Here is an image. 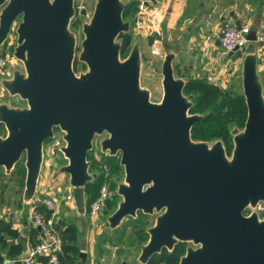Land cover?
<instances>
[{"label":"water","instance_id":"95a60500","mask_svg":"<svg viewBox=\"0 0 264 264\" xmlns=\"http://www.w3.org/2000/svg\"><path fill=\"white\" fill-rule=\"evenodd\" d=\"M125 5L124 0H95L91 16L82 23L76 57V36L69 28L74 0H0V45L15 25L13 55L22 63V69L1 76L0 83L25 102L0 101V123L6 129L0 134V168L9 173L24 156L22 199L28 203L42 168L43 142L58 127L64 140L58 149L66 161L56 171L67 174L65 184L82 216L85 185L94 178L87 153L95 134L106 133L100 149L118 155L124 170L116 186L120 199L106 215L107 230L138 210L158 212L155 223L145 228L149 238L140 244L136 264H146L163 247L172 249L178 239L198 246H187L177 264H264V216L255 209L264 203L257 25H250L240 69L247 115L242 129H231L229 157L221 140L209 144L192 138L191 128L203 114L189 112L193 100L183 91L188 77L173 72L175 50H165L158 101L140 84L141 39L120 57L117 36L130 27L123 18ZM76 58L86 65L78 73ZM247 207L253 210L244 214Z\"/></svg>","mask_w":264,"mask_h":264},{"label":"crops","instance_id":"0c3cea01","mask_svg":"<svg viewBox=\"0 0 264 264\" xmlns=\"http://www.w3.org/2000/svg\"><path fill=\"white\" fill-rule=\"evenodd\" d=\"M147 10L148 16L143 20L147 30L150 31L147 39L150 34L154 36L151 43L147 42L153 44V47L156 46L154 42L161 40L160 46L164 54L166 49L175 50L176 56L172 61L175 76H204L221 86L234 84L240 87L241 91L240 69L243 58L241 59L238 51L219 58L216 55L217 34L221 23L227 18L237 25L256 24L258 27L257 65L261 73L264 94V61L260 57L264 51V0H154ZM44 172L45 176L39 175V179L41 177L44 179V187L65 184V176H58V172L56 176H52L45 168ZM19 201L21 202L11 203V205L5 203V200L1 201L0 218L10 220L13 226L18 228L19 236L16 240L24 244L20 254L24 255L28 246L34 244L32 239L39 238L40 228L34 224L33 217L27 215L28 204L22 198ZM105 210L107 211V208H104L103 212ZM53 215L60 218L67 217L68 213H62L58 204ZM35 227L37 232L34 233L32 228ZM131 227L127 225L125 232H129ZM120 228L121 226L117 230L110 229L109 232L117 234ZM82 243L80 240L81 251L85 252L84 256L79 253L82 264H92L93 250L92 248H89L90 251L87 250ZM34 264L45 263L34 260Z\"/></svg>","mask_w":264,"mask_h":264},{"label":"rangeland","instance_id":"374dc122","mask_svg":"<svg viewBox=\"0 0 264 264\" xmlns=\"http://www.w3.org/2000/svg\"><path fill=\"white\" fill-rule=\"evenodd\" d=\"M124 1L126 2V5L123 10V18L130 20V27L128 31H123L117 36V39L121 42L120 57L121 58L126 57L135 40L137 38L141 39L142 66L140 72V84L141 86L147 87L149 89L151 100L158 101L161 99L163 93L162 83H161V78H162L161 61L164 56V51L163 48L160 46L162 45V42L161 40L154 42L156 43V46L153 47H152L153 44H149L147 42V35L150 33V31L147 30L146 24L144 22L140 21L137 18H131L128 12L129 9L127 10V3L129 2V0H124ZM94 4H95V0H74L75 13L70 19L69 28L75 33L76 36V50H75L76 57L78 56V53L81 49L80 42L84 36V33L82 31V23L83 21L88 20L89 17L91 16L94 8ZM82 9L85 10L84 13L81 12ZM15 45H16V31H15V25H13L5 43L0 45V49L4 50V54L7 55L8 57L6 66H11V64L17 63V60L13 55V49ZM17 66L19 65L17 64ZM85 67L86 65L84 66V68H80L76 70V72L78 73L79 71L84 70ZM7 75L9 74H5L0 70V77ZM237 88L240 89V87ZM3 100L7 101L11 105L24 104V101L18 95H10L0 83V101ZM223 110L224 111L221 110L220 112L226 113L227 120H225L226 121L225 124L227 125L224 124L225 126H220L217 124L216 126L213 123L214 121H216L214 119H212L211 121H205L203 123H200L196 127L195 129L196 135H193L191 131V136L194 140H203L208 143H212L216 140H221L224 147L226 148L227 154L231 155L234 146L233 134L231 132V129L233 127H238L239 129H242L244 123L242 125L237 126L235 122V118L231 116L233 115L232 111L227 109H223ZM4 131H5L4 134L1 133L0 134L5 135L6 133L5 127H4ZM43 151H44V155H43V162H42V169L40 176H45L44 168L48 172V174L51 173L52 176H56V172H57L56 166L66 161V159L63 156V153L58 149V145H55V142L52 140L45 142L43 146ZM101 154L105 155L106 152L101 151ZM116 157L119 158L118 155ZM22 163H24V156L20 158L18 165L16 166L14 165L12 170H15L14 172L16 173L17 168ZM120 170H123L122 165L120 166ZM0 172L1 173L4 172V174L0 175V178L2 177L3 180L7 182L3 192V200H5V203H9L11 205V203L14 204L16 202H21L19 201V199L22 198V194H23L26 168L22 176H18V177H9L8 174L10 172L6 173L3 167L0 168ZM58 176H65L66 178L67 174L59 173ZM123 176H124V170L122 175H119L118 178L116 177V181L117 182L120 181L123 178ZM43 182L44 179L43 177H41L39 179L35 192L44 193L47 195H54L58 198L59 206L61 207V212L65 214L68 213L67 217L73 220L77 224L81 234L80 240L81 242H83L82 245H84V248H86L89 251L92 248L93 250L92 257L95 262V263L92 262V264H136L137 256L140 252V244L144 242L137 241L135 232L134 230H132L133 228L131 227V230H129V232H125L121 241L115 239L116 234H112L109 232V230H106L108 226L106 215L112 212L116 206L107 210L106 213L102 211L101 213L92 216L87 212H85L84 215L80 216L76 211L73 199L63 198L65 194L68 193L69 190H71L70 186L60 183V185L44 187ZM33 202H34L33 199H31L27 203L28 204L27 215L30 217L33 216V209H34ZM105 208H107L106 205ZM130 219L131 218H125L124 219L125 221L123 220L122 223L129 221ZM119 227H115L113 228V230H117ZM184 247H185L184 244L179 245V251L181 253L185 250Z\"/></svg>","mask_w":264,"mask_h":264},{"label":"trees","instance_id":"16d2710c","mask_svg":"<svg viewBox=\"0 0 264 264\" xmlns=\"http://www.w3.org/2000/svg\"><path fill=\"white\" fill-rule=\"evenodd\" d=\"M138 0H129L127 3V10L129 9V15L131 18H134V14L137 11ZM125 10V11H127ZM133 15V17H132ZM154 39V36L150 34L147 41L151 43ZM6 41V40H5ZM5 43V42H4ZM0 54H4V50L0 49ZM85 64L79 62L75 59L73 67L75 70L84 68ZM183 91L185 94L191 96L193 103L189 109V112H199L203 114L201 120L195 122L192 127V134H195L196 127L205 121H214V125L225 126L226 113L220 112L223 109L231 110L235 118L236 125H242L246 118L247 106L244 99L242 91L239 90L234 84L228 86H221L214 81L209 80L207 77L199 75H189ZM225 124V125H224ZM3 131V133H2ZM4 125L0 123V133L4 134ZM101 152V151H100ZM87 158L90 160L89 170L94 173V178L91 181H88L85 185V195H86V210H88L90 202L97 196L99 188L104 181V174L100 169V161H97L93 156V151L89 150L87 153ZM103 161H106L110 166V171L117 178L119 175L123 174V170H120L119 158L115 155L101 154ZM19 161L15 163V166L18 165ZM12 170L8 175L9 177H18L22 176L25 171V165L22 163L16 170ZM4 174L0 172V175ZM6 181L3 178H0V202L3 200L4 187ZM117 181H112L110 183L111 189L115 190ZM119 199L116 191L113 192L106 201L107 210L116 206V203ZM35 209L42 212L45 218H48L52 215V210L46 208L42 204L35 205ZM129 221L123 223L118 233L116 234L117 240H122L126 226L131 225L134 232L135 224L134 219L130 217ZM53 224L61 238V249L57 251L59 261L62 264H82L83 261L79 255L81 251L80 246V230L77 224L68 217L56 218L53 216ZM131 221V222H130ZM131 223V224H130ZM33 232H37L36 227L32 228ZM33 233V234H34ZM140 235V234H139ZM19 236V230L13 226L10 220L0 218V263L3 262L5 258H12L17 264H26L24 261L20 260V254L23 251L24 244L20 240H16ZM142 239H145V235H140ZM110 238V237H109ZM39 238H33L32 241L35 244ZM179 251H172L167 255V260L165 264H177L179 257ZM164 254L160 256L159 259H154L152 257L146 264H158L162 262ZM166 256V255H165ZM49 259V254H38L35 257V261L46 263Z\"/></svg>","mask_w":264,"mask_h":264},{"label":"built area","instance_id":"2783aa9c","mask_svg":"<svg viewBox=\"0 0 264 264\" xmlns=\"http://www.w3.org/2000/svg\"><path fill=\"white\" fill-rule=\"evenodd\" d=\"M153 1L154 0H138V7L136 13L134 14V18H137L143 22L145 17L148 16L147 9L149 8V5L153 3ZM249 29L250 26L248 24L237 25L231 19H225L221 23L217 34L216 55L219 58H224L229 56L232 52L238 51L240 52V56L242 59L245 53V46L248 42L247 33ZM260 57L261 60L264 61V51ZM16 60L17 63H13L11 64V66H6L8 57L5 54H0V70L5 74H10L13 68L19 67L20 69H22V63L20 62V60H18L17 58ZM17 64L19 66H17ZM98 146L92 150L93 156L97 161H100V169L103 172L105 179L99 188L97 196L90 202L88 210H86V212L92 216L97 215L103 211L107 199L112 196L114 191H116V187L115 190L111 189L110 187V183L116 180V176L111 173L109 164L106 161L102 160L100 152L101 149H99L100 144H98ZM63 198L73 199L71 190H69V192L66 193ZM32 199L34 201L32 216L33 222L36 226H40L39 240L35 244L29 245L26 253L24 255H20L19 258L26 264H34L36 255L49 254V259L45 264H62L59 261L57 255V251L61 249V238L53 224V214L58 207L59 200L54 195H47L44 193L36 192L34 193ZM38 204H42L46 208L51 209L53 211L52 215L48 218H45L42 212L35 209V205ZM256 208H258L257 210L259 212H264V203L260 202L259 204H257ZM0 264L17 263L12 258H5Z\"/></svg>","mask_w":264,"mask_h":264},{"label":"flooded vegetation","instance_id":"af4514ba","mask_svg":"<svg viewBox=\"0 0 264 264\" xmlns=\"http://www.w3.org/2000/svg\"><path fill=\"white\" fill-rule=\"evenodd\" d=\"M141 58H142V55H141ZM163 58H164V56H163ZM161 63H162V61H161ZM61 134H62V131L58 127H54L53 128V136L52 137H49V138H45V140L43 142V146H44L45 142H47L49 140L54 141L55 142V145H58V146L61 144V142L64 143V140L62 139ZM105 134L106 133H103V134H100V135L99 134H95V136L93 138V148L91 150H93L94 148H96L98 146L100 138L103 135H105ZM209 144H211V143H209ZM224 149H225L226 155L230 157V155L227 154V151H226V148L225 147H224ZM106 154H108V153H106ZM115 156H117V155H115ZM259 203H257V204H259ZM163 209H161V210H163ZM251 210H253V208L247 207V208H245L243 210V213L244 214H249ZM257 213H258V215H259L260 218L264 216V212H259L257 210ZM157 214H158V212L155 209H154V212L153 213H144L141 210H138L135 216H129V217H127V218L132 217V219H134V224H135V229H136L135 236L137 237V241L138 242H145V241H147V239L149 238V234L145 230V228L148 227V226H151V225H153L155 223L156 215ZM139 234L142 235V236L145 235L146 236L145 239H142ZM181 244H184V246H185L184 247L185 250L182 253L179 251V245H181ZM189 245H191L192 247L198 246V244L193 243L191 240H179L178 239L177 242L174 244V246H173L172 249H168L166 247H163L159 252L154 253L151 256V258L154 257V259H159L160 256H162V254H164L163 260H161L162 262H160L158 264H165L164 262H166V260H167L166 259L167 258V255H169L172 251L177 250V252L179 251V253H180L179 254V257H178V260H177V263H178L180 256L183 255L186 252V247L189 246Z\"/></svg>","mask_w":264,"mask_h":264}]
</instances>
